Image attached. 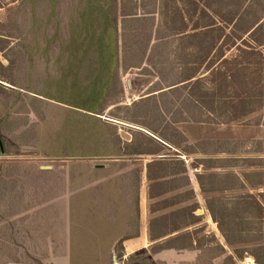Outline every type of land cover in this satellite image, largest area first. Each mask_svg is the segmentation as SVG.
<instances>
[{
    "label": "rangeland",
    "instance_id": "obj_1",
    "mask_svg": "<svg viewBox=\"0 0 264 264\" xmlns=\"http://www.w3.org/2000/svg\"><path fill=\"white\" fill-rule=\"evenodd\" d=\"M52 1L0 0V77L6 79L0 80V138L4 150V154H0V264H55L56 256L46 253V244L64 241V230L57 231L61 224L41 221L42 215L29 213L31 208L45 201L39 193L18 191L17 185L31 184V175L40 176L42 170H47L44 167L54 166L55 173L71 176L73 170L77 172L81 169L76 166L81 160L95 165L118 159L124 161L113 169L127 170V175L133 176L147 160L158 156L178 157L187 167L186 181L189 174L193 192L191 200L197 207L195 216L199 219L190 230L199 244L205 246L204 250L200 253L198 248L162 249L156 254L153 245L123 258L122 251L121 256L117 253L120 240L116 244L114 263L199 264L203 260L204 264H256L251 256L253 244L236 243L239 235L229 227L238 225L255 230L253 233L244 230L240 235V239L249 240L254 236H264V224L252 223V219L241 222L237 216L228 225L223 221L227 237L234 243L227 245L206 204L209 201L215 211L222 207L230 211L228 204L232 197L264 191V107L234 122L207 121L211 117L206 112L191 101H185V89L167 87L185 73L179 61L184 57L180 55L177 58V54L188 42L181 43L168 35L159 14V0H132L128 10L136 14L137 20L127 23L122 33L120 85L112 91L111 100L119 103L109 106L101 118L113 124L105 129L108 139L116 137L122 142H130L134 133H139L134 141L139 142L141 148L154 150L159 147L162 148L161 154L85 155L78 150L75 152L74 145L70 146L72 151L69 153L55 152V149H61L58 142L64 141V137H72L74 127L83 130L78 138L83 142L93 126H89L84 118L79 120L81 114L75 109L57 101V98L65 99L59 90L51 96L54 99L40 95L46 72L57 79L60 70L59 61L57 65L54 63L58 45L54 43L49 46V52H44L46 39L54 34L58 26L61 29L64 27L59 33L68 32L72 14L83 4L81 0H57L51 11ZM201 73L198 72V78ZM13 81L16 86L10 84ZM149 95L156 98L140 107L141 112L123 108ZM157 102L162 105V111ZM110 112L115 116H133L139 123L110 118ZM160 135L169 142L160 139ZM158 140L166 147L158 145ZM87 148V144H82L79 150ZM120 148L125 153L132 149L125 145ZM19 175L23 176L16 182L13 178ZM178 178L180 175H169L161 180L162 186L159 187L170 188L161 198L182 192L180 196L185 200L178 205L181 207L189 205L191 200H186L189 189L184 186L185 180ZM239 179L247 180L242 188ZM32 183L37 185L38 180L32 179ZM181 185L183 191L182 187L177 189ZM65 201L55 203L63 213L67 207ZM164 210L160 212H169ZM51 217L54 218L53 215ZM260 227L263 229L261 233ZM59 234L62 235L61 241L58 240ZM219 244L224 250L221 251ZM51 248L52 254L63 255L62 245L56 248L51 245ZM82 248L73 247L72 257L76 263L72 264H77L83 257L80 256L84 251Z\"/></svg>",
    "mask_w": 264,
    "mask_h": 264
},
{
    "label": "trees",
    "instance_id": "obj_2",
    "mask_svg": "<svg viewBox=\"0 0 264 264\" xmlns=\"http://www.w3.org/2000/svg\"><path fill=\"white\" fill-rule=\"evenodd\" d=\"M81 1L83 4L72 14L68 32L59 33L64 27L61 29L58 26L54 34L46 39L44 52H49V46L52 44L58 45L54 63L56 65L58 61L60 63L59 78L56 79L52 73L46 72L44 83L40 86L42 94H37L52 98L54 92L59 90L65 99L62 97L55 100L75 109L81 114L79 120L84 118L93 128L82 142L78 141V138L83 130L74 127L71 132L72 137H64V141L58 142L61 149H55V152L69 153L72 151L70 146L74 145L75 152L78 150L85 155H160L162 148L145 150L141 148L139 142L134 141L139 133H134L130 142H122L115 136L114 140L108 139L105 129L108 130L113 124L101 118L109 106L119 103L111 100L112 91L120 85L122 33L127 23L137 20L136 14L128 10L132 0ZM158 3L159 14L168 35L177 38L181 43L188 42L187 46H183L177 54V58L180 55L184 57L179 61L185 73L168 85V89H185V101H191L206 112L211 117L207 120L209 122L237 121L264 106V0H159ZM56 5L57 0H53L51 11ZM199 71L202 73L198 78ZM0 80L6 79L0 77ZM10 84L16 86L15 81ZM155 98V95H149L123 108L131 112L140 111V107ZM157 106L161 111L163 110L159 102ZM109 114L110 118L139 123L133 116H115L111 112ZM190 121L203 122L197 119ZM160 139L169 142L162 135ZM70 140L73 142L68 143ZM82 144H87L89 148L79 150ZM157 144L166 147L161 141ZM122 145L132 148L130 153L123 152L120 148ZM147 169V177L153 181L149 184L148 197L152 201L158 199L150 203V212L171 209L183 203L185 198H181L182 192H177L169 198H161L170 188L159 186L161 180L169 175H180L178 179L185 180L184 186L188 185L184 161L178 157L158 156L147 164ZM239 184L241 188L244 187L242 182ZM180 187L182 185L177 189ZM186 194L188 195L186 200L193 199L192 189L186 191ZM228 205L230 211L226 207L215 211L209 205V201L206 204L212 220L217 224L227 245L234 243L228 239L222 225L223 221L228 225V222L233 221L237 216L241 222L244 219L247 221L252 219V223L256 221L254 223H260L261 226L264 224V191L236 195ZM196 209V205L191 200L189 205L178 206L167 213L153 217L149 224L150 238H162L180 230L188 223L191 226L197 224L199 219L195 216ZM229 228L239 235L236 243L253 244L251 256L256 264H264V240H262L264 236H254L249 240L240 239L244 230L252 233L255 230L238 225ZM262 230L260 227L259 233ZM117 247V253L121 256V241ZM204 247L190 231L172 235L163 242L155 244L152 249L155 252L162 249L198 248L202 253ZM219 247L221 251L224 250L220 244ZM224 261L226 262V259ZM199 264H204L203 260L199 261Z\"/></svg>",
    "mask_w": 264,
    "mask_h": 264
},
{
    "label": "crops",
    "instance_id": "obj_3",
    "mask_svg": "<svg viewBox=\"0 0 264 264\" xmlns=\"http://www.w3.org/2000/svg\"><path fill=\"white\" fill-rule=\"evenodd\" d=\"M260 109L240 119L250 116ZM123 161L109 160L107 164H104V167L94 168L93 164L81 160L80 164L76 165L81 169L77 172L73 170L71 176L66 175L65 177L55 173L54 166L44 167L47 170H42L40 176L31 175V184H24L23 187L17 185L19 192H36L45 200L40 202L37 207L31 208L29 213H39L42 215L41 221H55V224H61V228L57 231L64 230L65 238L62 243L51 244L48 242L46 244L48 247L46 253L56 256L55 264L74 263L73 247H83L82 249H84L80 255L83 257L77 261V264H113L117 252L116 244L120 240L124 258L138 250L161 243L179 232L191 231V225L188 223L186 226L183 225L180 230L162 238H150V220L158 216L159 213H163L160 211L152 213L149 209L152 199L148 197V190L149 184L153 181L147 177V164L151 161L147 160L139 171L135 170L133 176L127 175V170L113 169ZM150 171L152 174V169ZM21 176L23 175L13 179H16L17 182ZM32 179H37L38 184L34 185ZM190 181L188 174L187 189L191 188ZM239 182L247 183V180L239 179ZM63 199L67 204L64 213L55 205L57 201ZM172 209L174 207L164 211ZM52 215L54 218L51 217ZM61 239L62 235L59 234L58 240L61 241ZM51 245L55 248L62 245L64 247L63 255L52 254ZM164 250L169 249L162 251Z\"/></svg>",
    "mask_w": 264,
    "mask_h": 264
},
{
    "label": "water",
    "instance_id": "obj_4",
    "mask_svg": "<svg viewBox=\"0 0 264 264\" xmlns=\"http://www.w3.org/2000/svg\"><path fill=\"white\" fill-rule=\"evenodd\" d=\"M0 154H1V155L4 154V150H3V146H2L1 138H0ZM104 166H105L104 164H95V165H94V168H102V167H104Z\"/></svg>",
    "mask_w": 264,
    "mask_h": 264
}]
</instances>
